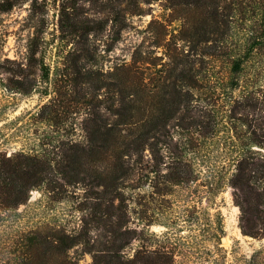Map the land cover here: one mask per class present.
<instances>
[{
    "label": "rangeland",
    "instance_id": "rangeland-1",
    "mask_svg": "<svg viewBox=\"0 0 264 264\" xmlns=\"http://www.w3.org/2000/svg\"><path fill=\"white\" fill-rule=\"evenodd\" d=\"M228 1L204 0L205 4L195 5L185 0H0V5L4 2L11 6L0 14V102L5 106L0 121V152L8 149L7 155L20 153L36 148L39 139L51 140L45 147L48 157L61 164L69 145H85L89 123H83L84 118L97 116L108 124L115 120L105 107L112 96L114 78L120 76L126 66L136 69L143 81L132 88L142 97L138 116L150 117L151 105L158 100L157 96L166 94L168 88L163 89L172 80L177 62L192 58L193 41L211 35L205 32L203 37L198 33L199 23L208 17L213 5L223 7L218 9L219 15L227 14L224 5ZM241 1L256 5L264 0ZM232 16L233 28L224 35L229 49L240 44L245 33L244 29L240 30L244 28L240 26L242 14ZM29 49H33L37 59L31 75L35 79L34 86L28 94L9 91V79L14 76L8 71L17 68L5 59L28 62ZM197 50L201 51V47ZM256 52L261 57L260 62L243 76L240 87L235 90L218 89L226 87L222 80L226 73L219 68L210 72L196 62L197 82L187 83L195 88L182 92L184 101L180 110L168 117L165 129L158 130L160 140H164L165 131L172 139H166L158 147L159 157L146 151L141 169L122 179L120 199L113 202V220L128 231L131 239L124 252L129 258L134 256L137 263L141 257L155 263L161 260L157 255L169 251L175 264H210L215 258L214 253L208 252L213 248L210 234L215 227L222 230L220 238L226 239L221 243L219 238V246L226 250L227 264L240 261L242 256L249 258L253 252L264 248V237L242 233L243 226L252 228L251 201L244 203L245 209L241 212L230 186L215 196L206 186L209 169L217 156L226 149L230 152L238 147L223 144L224 140H230L233 133L229 130L237 123L235 116L231 122L228 119L229 102L249 98L259 101L258 108H249L253 112H249L248 118L253 116L259 120L263 116L264 120V48ZM81 66L84 67L81 72L90 71L92 76H99L103 84L99 101L91 94L87 97L91 113L87 117L88 110L77 94L79 78L75 73ZM178 69L180 66L176 71ZM90 105H96V109ZM212 111L220 121L218 136L222 143L206 146L202 156L194 158L192 181L172 186L166 179L169 171L166 157H171L172 145L181 135L179 124H184L191 114L192 118L199 115L204 120L203 114ZM51 115L55 116L54 125L41 123L43 117ZM14 118L16 121L11 124ZM250 149L264 152L256 146ZM123 160L124 167L127 160L131 166V159ZM225 163L224 176L229 178L233 170L230 158ZM152 168H157L156 174L150 172ZM53 184L57 187L31 190L26 203L14 212L0 213V264L12 263V252L16 248L12 241L19 231L45 223L79 231L82 218L88 221L92 215L95 194L91 189H83L79 184L65 187L60 180ZM92 226L90 222L91 237L98 238ZM257 229L262 231L260 225ZM68 255L75 264H91V255L81 248L74 247ZM260 257L264 264V254Z\"/></svg>",
    "mask_w": 264,
    "mask_h": 264
},
{
    "label": "trees",
    "instance_id": "trees-1",
    "mask_svg": "<svg viewBox=\"0 0 264 264\" xmlns=\"http://www.w3.org/2000/svg\"><path fill=\"white\" fill-rule=\"evenodd\" d=\"M186 3L205 4L204 0H185ZM253 2V0H252ZM215 4V3H214ZM227 14H218L220 6H211L208 17L202 20L197 32L204 37L205 32L211 33L206 39H197L193 41L191 49L192 58L179 60L177 66L180 69H173L174 75L165 88L166 94H161L157 101L152 103V112L150 117L139 118L141 111L142 97L138 95V90L133 91L134 85L143 82L137 73L131 67L126 66L121 75L116 76L112 83V96L105 109L115 116V120L108 124L107 120L95 116L92 119L84 118L83 123L88 121L86 143L82 146L69 145L68 151L64 153L63 161L57 164L53 159H49L46 145L51 142H45L39 139L36 148L31 147L27 151L20 153L12 152L7 155L8 149L0 152V213L7 214L14 212L20 205L25 204L29 192L40 187L55 188L58 180L65 187L79 184L83 189H91L94 197L92 215L86 221L82 218V227L78 231H68L57 225L37 224L34 227L19 231L13 237L16 247L11 264H75L70 260L68 252L74 247L81 248V251L91 255V264H175L173 255L165 251L162 255H157V262L139 259V263L129 254L124 252L129 245L131 237L128 231L122 229V224L116 223L113 219V202L120 199V190L122 179L125 175H131L134 171L141 169L145 162V152L158 154L159 146L164 144L166 139H172L167 131L162 134L164 140H160L158 130L165 129L166 121L169 116L180 110L179 106L184 101L182 92L191 89L188 82L196 83L195 65L201 64L202 69L214 72L215 69H221L226 73L225 86L218 89L235 90L240 87V82L244 75L251 69H255L260 62V55L257 50L264 48V1L252 5L251 2L241 0H229L224 5ZM9 5H0V14L8 11ZM221 7L220 9H222ZM258 11H261L258 13ZM242 14L244 29L242 42L233 45L229 49L226 45L224 35L233 26L232 14ZM220 19H219V17ZM220 25V28H218ZM218 28V29H217ZM228 34V33H227ZM210 37V38H209ZM201 47V51L197 48ZM230 50L225 52V50ZM29 49L28 62H15L5 59L6 62L14 64L17 69H9V73L17 77L13 82L9 79L11 85L9 91L14 93L28 94L34 86V78L31 77L36 67L37 59L35 52ZM189 56V55H188ZM198 56V57H197ZM198 58V59H197ZM1 65V64H0ZM41 66V65H40ZM41 68V67H40ZM76 68V67H75ZM78 67L79 78L78 99L87 108V97L91 94L92 98L99 101L103 84L99 76H92L90 71L81 72ZM118 71V69H117ZM19 78V79H18ZM216 85V83H215ZM213 89H215V86ZM158 94V93H157ZM241 98V97H240ZM187 99V98H185ZM253 101V102H252ZM47 106L49 104H46ZM261 105L259 101L245 99V101L229 102V121L235 119L237 123L230 128L233 133L230 140L223 141L226 146L238 145L236 151L224 150L211 164L209 180L206 182L208 191L213 196L217 195L227 186L232 188V195L236 205L241 212L245 209L244 203L250 202L253 205V223L252 228L242 229V233L251 237H264V152L252 151L250 148L256 146L264 150V120L263 116L258 120L251 116L249 108L255 110ZM45 106V108H48ZM96 105H90V107ZM97 109L98 106H97ZM5 106L0 102V121ZM262 112L263 110L259 108ZM250 112V113H249ZM90 115L89 110L85 112ZM204 115V116H203ZM202 116L195 115L192 118L188 115L185 124H179L182 131L181 135L172 145L171 157L167 158V180L172 186L185 185L192 181V171L194 158L202 156V149L210 144L222 143L219 134L220 121L217 113L214 111L204 113ZM237 116V117H236ZM85 117V116H84ZM167 117V118H166ZM16 118L11 124H14ZM231 122V121H230ZM41 123L52 126L56 123L55 116H45ZM185 130L186 133L183 132ZM229 132V133H230ZM235 139V141H232ZM68 145V144H66ZM225 149V148H224ZM219 150L221 148L219 147ZM192 156V159L188 158ZM131 159V166L126 161L124 167L123 159ZM233 166L229 178L224 176L225 162L228 161ZM158 165L159 161L156 160ZM208 167L207 163H204ZM150 172L157 173V168H152ZM98 189V190H95ZM244 201V202H243ZM220 223V219H218ZM93 222L92 230L97 233L98 238L91 237L88 224ZM258 225H260L259 231ZM242 228V226H241ZM215 227L212 229L210 237L213 240V248L209 253H214L210 264H227L224 260L226 250L219 246V238L222 230ZM220 231V233H218ZM223 235V234H222ZM264 254V248L253 252L249 258L242 256L240 261L231 264H262L261 255Z\"/></svg>",
    "mask_w": 264,
    "mask_h": 264
},
{
    "label": "water",
    "instance_id": "water-1",
    "mask_svg": "<svg viewBox=\"0 0 264 264\" xmlns=\"http://www.w3.org/2000/svg\"><path fill=\"white\" fill-rule=\"evenodd\" d=\"M220 242L225 243V238L224 237L220 238Z\"/></svg>",
    "mask_w": 264,
    "mask_h": 264
},
{
    "label": "bare ground",
    "instance_id": "bare-ground-1",
    "mask_svg": "<svg viewBox=\"0 0 264 264\" xmlns=\"http://www.w3.org/2000/svg\"><path fill=\"white\" fill-rule=\"evenodd\" d=\"M225 242H226V239H225Z\"/></svg>",
    "mask_w": 264,
    "mask_h": 264
}]
</instances>
